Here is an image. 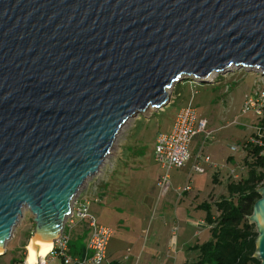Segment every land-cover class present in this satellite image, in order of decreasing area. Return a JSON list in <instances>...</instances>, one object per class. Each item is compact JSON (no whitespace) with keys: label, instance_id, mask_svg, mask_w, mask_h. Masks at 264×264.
<instances>
[{"label":"water","instance_id":"obj_1","mask_svg":"<svg viewBox=\"0 0 264 264\" xmlns=\"http://www.w3.org/2000/svg\"><path fill=\"white\" fill-rule=\"evenodd\" d=\"M231 65L264 75V0H0V255L27 206L44 259L126 121Z\"/></svg>","mask_w":264,"mask_h":264},{"label":"crops","instance_id":"obj_2","mask_svg":"<svg viewBox=\"0 0 264 264\" xmlns=\"http://www.w3.org/2000/svg\"><path fill=\"white\" fill-rule=\"evenodd\" d=\"M170 102L169 99L163 107ZM197 113L199 118L207 119V131L211 132V138L206 139L204 134H198L189 146L183 167L191 162L190 168L192 163L197 161L204 170L203 172H194L198 175L193 178L191 190L183 196L177 197L178 203L183 201L185 209L180 208L177 203L172 216L168 211L167 216L160 221H155V217L158 216L159 218L164 213L165 207L174 200L176 193H173L171 201L167 199L170 192H173L172 189L175 188L171 186L170 179L167 187L161 193H159L158 188L157 190L152 189L153 186L149 189L145 187L144 183L150 181H155L156 184L160 173L154 176V180L153 171L149 169L147 160L141 151V137H137L138 140L132 142L131 145L128 143L127 131L121 133L114 149L112 147V153L109 152L110 156H107L108 158L101 164L93 178L78 193L79 200L87 204L89 213L99 223L113 230L107 244L103 264H179L190 261L192 252H197L196 245L209 238V228L203 220L205 212L199 205L203 202L212 203L219 196L225 195L227 179L231 174H236L237 170L230 168L234 155L224 152L223 143L218 142L216 144L214 142L215 137L213 135L216 129L214 128L215 124H212L213 120L205 117L203 113L200 114L198 110ZM170 127L163 131H168ZM219 145L222 148L220 155L218 154ZM231 146L233 145L229 146L230 150ZM154 148L155 140L151 157L153 162L157 164L154 158ZM203 154L209 156V162L197 159L198 155ZM150 208L153 209L154 218L146 224L145 221H148L146 213ZM158 212H160L159 215H157ZM140 218L142 219L140 220ZM167 220H172L176 224ZM108 221L110 222L109 225L106 224ZM129 223L134 229L137 228V236L129 235L127 229ZM83 225L84 222H79L76 225L73 230L75 235L83 234ZM176 225L178 230L176 234H173L172 230ZM115 230L120 231L119 236H115ZM142 234L144 236L141 237ZM87 237L85 236L82 242L76 244L78 249L85 248ZM5 248L6 243L3 255L7 253ZM72 257L74 259L81 258L82 253L80 256ZM48 264L79 263L75 261L62 263L61 257L49 255Z\"/></svg>","mask_w":264,"mask_h":264},{"label":"rangeland","instance_id":"obj_3","mask_svg":"<svg viewBox=\"0 0 264 264\" xmlns=\"http://www.w3.org/2000/svg\"><path fill=\"white\" fill-rule=\"evenodd\" d=\"M211 78V82L196 81L188 77L176 82L173 88L169 90V99L171 102L165 107H149L142 113L129 118L117 134L113 149L117 139L120 138L123 131L128 132L129 137H127V139L128 143L131 145L132 142L138 140L137 137H141V151L147 160L149 169H152L153 171V179L155 180L154 176L160 173V167H158L159 165L154 163L151 157L155 137L158 131L164 132L163 130H166L169 128V126H171L173 118L181 106L192 103L200 114L203 113L205 117L213 120L212 124H215L214 128L216 129L213 135L215 137L214 142L216 144L218 142L223 143L222 147L224 152L234 155V160L232 163H230V168L237 170L236 174H238L236 178L232 176L235 178L234 180L243 177L246 173V169L243 167V158L246 152L243 148V144L245 143V140L248 138L249 134L253 131V126L256 124L257 117L253 114V112L242 114L240 109L244 100L246 99V96L252 95L260 86L264 85V75L261 74L260 70L255 68L247 69L244 67L237 68L231 66V69L226 70L225 72H214ZM190 100L191 102H189ZM222 126L225 127L220 128ZM123 138L125 137L123 136ZM230 145L235 146L236 150H230ZM113 149L110 151V153H112ZM221 152L222 148L221 145H219L218 154L220 155ZM107 156L109 157L110 154ZM190 164L191 162H189L183 168H173L170 170V183L175 189H172L173 192H170V196L167 200L171 201L173 198V193L176 192V188L184 185L188 175L192 177L191 186H193V178H195V176L198 174L191 171L189 168ZM93 176L94 175L89 176L85 180L78 190V193L86 186L87 182L90 181ZM230 178L227 180H231ZM144 185L146 188L148 187L147 189L153 186L152 189L154 188L157 190L155 181L144 183ZM78 193L75 197H78ZM175 195L176 194H174V200L165 207L164 213H162L159 218L158 216L155 217V221H160L162 218L167 216L168 211L172 216V212L176 209L177 203L179 201L177 198L178 196L175 197ZM178 205L180 208L185 209L183 201L178 203ZM152 210L153 209L150 208L146 213L148 220L145 221L146 224L154 218ZM159 214L160 212L157 213V215ZM33 218L34 215H32L30 209L27 206L23 207L22 214L18 218V222L13 228L9 240L6 241L5 249L7 250V253L3 256H0V264H12V260L14 258L19 259L22 257L23 252H21V249L24 247V243L27 241V239L28 241L30 240L34 232L35 223ZM141 219L142 218H140V220ZM167 221L170 223L173 222L172 224H176V222L174 223L172 220ZM109 223L110 222L108 221L106 224L109 225ZM128 226L129 228L127 229L129 230V235L133 237L137 236V228L134 229V227L131 226V223H129ZM119 232L120 231L115 230V236H119ZM29 233H31L30 238H28ZM142 236L144 235L142 234L141 237ZM196 253L197 252L194 251L192 252L190 261L194 260ZM16 264L22 263L18 262Z\"/></svg>","mask_w":264,"mask_h":264},{"label":"built area","instance_id":"obj_4","mask_svg":"<svg viewBox=\"0 0 264 264\" xmlns=\"http://www.w3.org/2000/svg\"><path fill=\"white\" fill-rule=\"evenodd\" d=\"M210 78V77H209ZM240 112L247 114L253 112L257 119L264 118V85L260 86L252 95H247ZM208 121L206 118H199L197 109L191 103L181 106L173 118L171 127L166 132H158L155 138L154 158L160 167V174L156 186L161 193L167 187L170 179V170L182 168L185 165L188 149L193 139L198 134H204L206 139L211 138V132L207 131ZM253 131L258 137L254 142L261 147V154L264 155V142L261 137L264 134V124L259 125L258 120L253 126ZM231 150H236L231 146ZM197 159L209 162V156L198 155ZM192 172H203V168L197 161L190 167ZM237 177L236 174H231ZM192 179L186 178L184 185L176 188V195L183 196L191 190ZM79 222H84L88 229V237L81 258H73L67 253L71 234ZM178 226L173 227V234H176ZM113 230L99 223L89 213L86 203L74 197L70 204V211L66 215L63 228L54 241L52 249L47 254L64 258L65 263L77 262L79 264H103L106 257V248ZM39 258L35 264H48V256ZM22 264H26L25 261Z\"/></svg>","mask_w":264,"mask_h":264},{"label":"trees","instance_id":"obj_5","mask_svg":"<svg viewBox=\"0 0 264 264\" xmlns=\"http://www.w3.org/2000/svg\"><path fill=\"white\" fill-rule=\"evenodd\" d=\"M257 120L260 126L264 124V118ZM256 137L258 136L252 131L243 144L246 151L243 158L245 175L237 180L230 175L231 180L225 186V195L219 196L212 203L203 202L199 205L205 212L203 220L209 228V238L196 245L194 260L179 264H260L254 256L255 225L248 219L254 203L260 198L258 189L264 186V155L261 154V147L254 142ZM261 140L264 142V134ZM83 226V234H71L67 251L71 257L80 256L84 250V247L78 249L76 246L88 236L85 223ZM30 236L31 233L28 238ZM27 243L28 239L21 249L22 257L14 258L13 264L24 262ZM61 260L65 263L63 257Z\"/></svg>","mask_w":264,"mask_h":264},{"label":"bare ground","instance_id":"obj_6","mask_svg":"<svg viewBox=\"0 0 264 264\" xmlns=\"http://www.w3.org/2000/svg\"><path fill=\"white\" fill-rule=\"evenodd\" d=\"M232 66V65H231ZM213 73L214 72H211L210 73V75H209V77L211 78V76L213 75ZM212 80V79H211ZM162 106H164V104L162 105ZM161 106V107H162ZM30 241V240H29ZM29 241H28V243H27V246H26V249H27V254H26V258H25V263L26 264H35L37 261H38V259L39 258H41L42 256L41 255H38V257L37 258H35L34 256H33V254L30 252V250L27 248L28 247V244H29ZM51 242H52V247H53V240L51 239ZM52 247H51V249H52ZM50 249V250H51ZM49 250V251H50ZM49 251H47L46 253H45V255H44V257L49 253Z\"/></svg>","mask_w":264,"mask_h":264}]
</instances>
